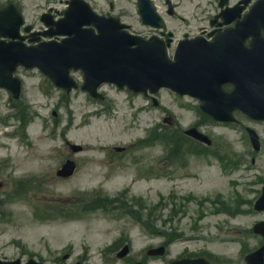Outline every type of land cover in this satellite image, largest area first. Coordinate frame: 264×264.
<instances>
[{
  "label": "rangeland",
  "instance_id": "1",
  "mask_svg": "<svg viewBox=\"0 0 264 264\" xmlns=\"http://www.w3.org/2000/svg\"><path fill=\"white\" fill-rule=\"evenodd\" d=\"M11 1L40 29L43 12L61 17L68 6V0H0V8ZM88 1L120 17L132 31L152 35L136 0ZM154 2L177 39L207 24L217 11V0H174L177 11L170 16L164 0ZM16 74L22 80L20 99L0 89L2 259L167 264L178 254L200 253L215 264H247L246 254L263 243L252 227L264 219V211L252 208L264 181V121L243 115L237 124L212 121L202 115L196 98L165 89L155 95L158 105L151 95L112 83L100 88L104 100L95 99L80 87L81 70L72 71L80 85L70 94L37 68L20 67ZM16 114L26 115L25 121ZM195 122H201L213 146L184 135ZM246 125L260 134L258 152ZM159 134L168 141L177 138L176 145L169 144L176 154H168L171 147ZM69 142L83 150L72 152ZM68 158L76 162V173L60 177L57 170ZM221 201L230 205L224 208ZM171 230L169 254L150 260L148 248L167 244ZM126 236L132 256L122 261L113 249L120 250Z\"/></svg>",
  "mask_w": 264,
  "mask_h": 264
},
{
  "label": "water",
  "instance_id": "2",
  "mask_svg": "<svg viewBox=\"0 0 264 264\" xmlns=\"http://www.w3.org/2000/svg\"><path fill=\"white\" fill-rule=\"evenodd\" d=\"M139 2L145 22L160 25V16L152 1ZM43 19L51 25L44 35L68 37L61 42L52 40L27 46L19 33L23 23L21 13L12 5L0 10V37L20 39L0 40V86L8 87L16 96L20 93V81L12 74L17 65L38 66L57 85L68 90L76 85L69 75L73 67L83 69V88L94 96H100L97 87L105 81L115 82L120 87L128 85L137 92L148 89L157 92L166 86L181 94L189 92L200 97L203 100L201 107L218 120H234L232 112L237 108L253 118L264 119V0L254 4L236 29L213 42L216 52L212 59L204 61L186 56L182 52V43L177 47L174 59L170 58L167 48L170 40L166 42L158 37L146 40L131 34L119 19L97 14L84 0H70L65 16L60 20L55 21L49 14ZM91 25L93 27H85ZM246 38L252 40L249 46L245 45ZM224 83L234 84V90L224 91ZM202 88L203 94L200 93ZM249 131L259 149L258 134L253 129ZM189 132L211 142L202 133ZM73 149L78 151L81 147L73 145ZM75 168V163L68 160L58 174L70 176ZM256 208L264 209V188ZM255 231L264 234V222L257 224ZM263 254L264 247L247 259L250 264H263ZM0 264H19V261H0ZM28 264L38 263L31 261Z\"/></svg>",
  "mask_w": 264,
  "mask_h": 264
},
{
  "label": "flooded vegetation",
  "instance_id": "3",
  "mask_svg": "<svg viewBox=\"0 0 264 264\" xmlns=\"http://www.w3.org/2000/svg\"><path fill=\"white\" fill-rule=\"evenodd\" d=\"M220 3V0H219ZM218 3L217 0V11L215 13H211V15L209 17H207L205 20L207 22V24H205L204 26H201L198 30L196 31H192V32H185L183 34V38L187 37V38H194L196 36H202L204 39L209 40L212 39L214 37V34H216V31L219 29H226L231 25H220V23L222 22V20L220 18H216V16L222 11V7H220V4ZM252 5V0H231L230 6L231 7H235L234 11H228L227 9L226 12L228 15L232 16L235 14H240L241 12L244 13L246 11H248V9L251 7ZM160 32L162 33V31L160 30ZM164 34V33H163ZM188 52V51H187ZM190 53H192L191 51H189ZM208 51H206L204 48H200L199 49V53L200 54H205ZM224 88L226 90H230L231 89V85L226 84L224 85ZM195 125L198 127L200 126L199 122H196ZM182 258V257H181Z\"/></svg>",
  "mask_w": 264,
  "mask_h": 264
},
{
  "label": "bare ground",
  "instance_id": "4",
  "mask_svg": "<svg viewBox=\"0 0 264 264\" xmlns=\"http://www.w3.org/2000/svg\"><path fill=\"white\" fill-rule=\"evenodd\" d=\"M128 172V171H127ZM126 173V172H125ZM109 230V229H108ZM110 231V230H109ZM104 234H108V233H106L105 231H104Z\"/></svg>",
  "mask_w": 264,
  "mask_h": 264
}]
</instances>
